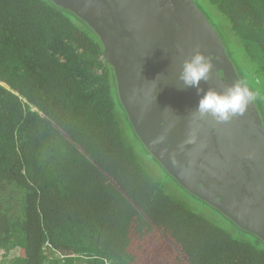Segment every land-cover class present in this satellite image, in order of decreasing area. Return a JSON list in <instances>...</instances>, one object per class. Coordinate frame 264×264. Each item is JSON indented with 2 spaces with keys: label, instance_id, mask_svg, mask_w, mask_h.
I'll return each instance as SVG.
<instances>
[{
  "label": "trees",
  "instance_id": "obj_1",
  "mask_svg": "<svg viewBox=\"0 0 264 264\" xmlns=\"http://www.w3.org/2000/svg\"><path fill=\"white\" fill-rule=\"evenodd\" d=\"M192 1L264 126V0ZM0 264H264L149 151L100 37L52 0H0Z\"/></svg>",
  "mask_w": 264,
  "mask_h": 264
},
{
  "label": "water",
  "instance_id": "obj_2",
  "mask_svg": "<svg viewBox=\"0 0 264 264\" xmlns=\"http://www.w3.org/2000/svg\"><path fill=\"white\" fill-rule=\"evenodd\" d=\"M100 37L121 102L149 151L190 193L264 240V126L253 99L226 122L196 112L204 92L245 87L192 0H52ZM197 52L213 64L201 92L179 79Z\"/></svg>",
  "mask_w": 264,
  "mask_h": 264
},
{
  "label": "clouds",
  "instance_id": "obj_3",
  "mask_svg": "<svg viewBox=\"0 0 264 264\" xmlns=\"http://www.w3.org/2000/svg\"><path fill=\"white\" fill-rule=\"evenodd\" d=\"M213 64L209 56L197 52L183 63L179 79L184 86L196 88L201 92V82H207ZM252 93L240 83H234L225 94L209 89L201 96L196 112L200 116L211 115L219 122H226L231 117L242 115L252 101Z\"/></svg>",
  "mask_w": 264,
  "mask_h": 264
},
{
  "label": "rangeland",
  "instance_id": "obj_4",
  "mask_svg": "<svg viewBox=\"0 0 264 264\" xmlns=\"http://www.w3.org/2000/svg\"><path fill=\"white\" fill-rule=\"evenodd\" d=\"M246 84H247V83H246ZM247 85H248V84H247ZM247 85H246V86H247ZM252 90H253V89H252ZM251 92H252V91H251ZM252 95H253V97H254L255 99H257V96H255V94H254L253 92H252ZM230 230H231V232H232L233 235H237V231H236L234 228L231 227ZM242 239H243L244 241L249 242L248 239H244V238H242ZM250 241H251V240H250Z\"/></svg>",
  "mask_w": 264,
  "mask_h": 264
}]
</instances>
